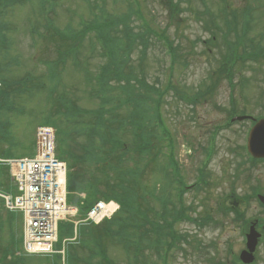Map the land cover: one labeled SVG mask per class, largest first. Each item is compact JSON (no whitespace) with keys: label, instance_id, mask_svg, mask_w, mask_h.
Here are the masks:
<instances>
[{"label":"rangeland","instance_id":"rangeland-1","mask_svg":"<svg viewBox=\"0 0 264 264\" xmlns=\"http://www.w3.org/2000/svg\"><path fill=\"white\" fill-rule=\"evenodd\" d=\"M226 2L232 10L226 8ZM175 3H179L180 11H172ZM0 29V78L10 82L11 89H23L22 92L14 90L16 94H10V103L0 108V155L27 154L33 146L36 126L56 120L63 131L57 154L61 153L70 176L83 178L84 182L77 186L88 189V176L96 175L104 159L98 162L97 155L89 162L79 160V163L76 159L91 148L98 151L101 145L98 133V137H90L86 131L88 124L93 126L95 117L84 114L65 126L60 124L61 117H53L50 112L55 104L72 106L76 111L81 107L99 106V100L90 95L85 78L95 80L99 68L112 57L117 61L116 68H121L119 56L125 52L129 60L120 73L128 80L140 82L133 84L135 94L132 95L136 99L149 94L152 99L159 98V104L154 109L137 111L134 117H143V120L134 122L140 125V131L135 129L131 134L129 128H123L125 125L118 128V122L126 123L130 118L126 114L130 105L117 111L113 106L117 103L122 106L121 98L111 94L114 98L111 107L118 119L110 113L105 131L118 128L116 136L120 145H124L118 155L111 154L112 159L123 163L120 169L124 165L142 167L138 175L140 188L144 192L153 191L143 196L145 207L161 209L160 193H167L175 205L180 201L183 217L176 219L172 232L185 234L186 240L171 249L167 264H235L230 257L245 247L244 235L250 221L260 218L264 226V206L253 195V189L264 195V160L252 161L246 157L244 146L250 121L225 124L232 113L245 112L264 118V0H17L0 10ZM56 31L70 37L56 35ZM81 34H84L82 38ZM237 34L244 47L247 46L246 51L257 54L258 59L246 61L239 57L232 42ZM116 37L120 42L110 43ZM212 38L215 41H204ZM100 40H107V44ZM143 46L147 47L145 55ZM169 46L176 53L174 63ZM228 52L244 62L240 66L235 58H230L226 70L231 68L233 74L229 78L225 73L223 80L211 71L218 68L220 58ZM62 53L71 63L75 58L77 67L67 62L61 72L54 71L58 67L51 71L49 62L52 65L58 61ZM31 79L38 80L35 84ZM39 79L42 81L38 84ZM28 86L30 90H25ZM90 88L95 90L97 85ZM161 91H164L162 96L156 93ZM120 92L126 96L125 90ZM201 93L203 97L199 96ZM149 110H153L151 114ZM156 121L160 124L157 127ZM145 138L149 146L139 156L130 146L137 139L145 142ZM102 149L106 150L107 146ZM170 159L176 162V176L172 168H166V160ZM115 170L119 172L118 168ZM175 180L182 183L179 188L182 185L186 188L178 195H175L178 189ZM8 183L7 171L0 168V192L12 190L11 182ZM72 194L78 197L81 193ZM135 206L139 209L137 203ZM144 213L149 219L157 212ZM144 213L134 214V219L128 222L147 220ZM241 214L243 219L238 217ZM125 215L126 212H117L100 226H86L79 230L76 239L70 237L74 233H67V238L58 245L64 248L66 264H152L156 261L148 253L134 250L137 240H130V234L137 238L141 228L138 231L129 222L128 232L121 236L124 239L117 235L122 227L121 217L127 219ZM13 216L20 227L21 215ZM13 221L0 200V264L48 262L43 256L16 258L15 247L9 244L19 236ZM15 226V230L10 229ZM16 245L17 249L21 246L20 242ZM10 250L14 253L10 254ZM93 252L97 253L94 257ZM3 254L5 260H1ZM67 254L72 257L69 262ZM257 257V264H264V240Z\"/></svg>","mask_w":264,"mask_h":264},{"label":"trees","instance_id":"trees-1","mask_svg":"<svg viewBox=\"0 0 264 264\" xmlns=\"http://www.w3.org/2000/svg\"><path fill=\"white\" fill-rule=\"evenodd\" d=\"M20 1H22V0H20ZM179 9H180L179 3H175L172 5V11L176 12V10H179ZM124 34H125L124 36L128 35L126 33H124ZM56 35H58V33H56ZM81 35H82L81 36V38H82L84 34H81ZM61 36L68 39L67 35H61ZM134 36L137 39V35H134ZM104 38H105V36H104ZM102 41H105V40H102ZM112 41L115 44H116V42H120V40L117 39V37L114 40L111 39L110 43H112ZM104 44H107V40L104 42ZM128 44H129V42H128ZM233 44L236 46V49H237L239 44L238 43H233ZM252 48L253 47H251V49ZM169 51L174 55L175 51L171 46H169ZM114 54H118V52L115 51ZM145 54H146V47L144 46V55ZM243 54L246 57L251 56V55L254 56L253 52L248 53L246 51V49L243 52ZM254 57H256V56H254ZM230 58L236 59V56L233 52H228L226 57L223 56L220 58L219 63H221V64L218 66L217 70L214 71V75H219V76L225 77V73H226V75H228V77H230V78L232 77L233 73H232L231 68H230V71L226 70V67H227L226 63H229ZM123 59H124V64H125L129 59V55L125 54ZM114 61H115V57H113L111 59V62L113 63L114 68L113 67L110 68L114 71V73L110 72L108 69H103V71L100 73L101 76L98 72L97 73L98 76L97 75L95 76V80L89 79L90 77H88L86 79V84H87L88 90H90V92H91L90 95H92L95 98V94H96V98H97V100H99L98 109L96 111H93V112L87 108H80L78 110V112L74 111V109H72L74 112H76V115L75 116L71 115L70 118L75 119L77 115L79 117V116H83L84 114H87L90 117H92L91 114H93V117H95V118H92L93 119L92 120L93 126H90V124H88V126L86 125L87 126L86 131L88 132L87 134L90 137H98V135H99L102 139V141H101V139L99 138L101 145L97 149L98 151H95L93 148H91L90 150L85 151L83 153V156L80 157V159L79 158L76 159L79 163H80L79 160L89 162V160H91V158L94 157V155H97L96 158H98V162L100 160L104 159V161H102V163H101L102 167L100 169H97L96 175L88 176V179L86 181V183L88 182V190H90V192L94 196L98 195V196L103 197V198H114V199L118 200L121 204V209L125 210L126 212H128L134 216V214L139 215V211H142V207H144L143 196H145L147 193L153 194V191L144 192L143 189L140 188L138 175L140 174V171L142 169L141 166H135L134 167L132 165V166H125L124 168L120 169V168H118L120 161L112 159L111 154L116 153L117 151H119V149H122L124 147L123 144L120 145L121 143L118 140V137L116 136V132L119 130L118 128L122 127L120 125L121 124L125 125L123 128H129L131 130V134H132V131H134L135 129H137L136 130L137 132L140 131V128H139L140 125H138L134 122L138 120L142 123L143 117L135 118L134 115L135 116L137 115V111L147 110L149 107L151 109H154L153 107L155 105H158L159 98H157V100L152 99L151 96L148 94V95H144L142 97H138L135 99L134 98L135 96L132 95V94H134L133 91L130 94L125 89L126 86H128L127 90L134 89L135 85H133V83H131L130 81L127 82L126 76L123 73H120L119 71L116 70L115 63H117V61H115V63H114ZM227 72H229V73H227ZM121 79L125 80L124 84H123V81ZM94 81L96 82L95 84H94ZM111 83H116V84L113 85ZM139 84L140 83H138V85ZM94 85H97V89H95V90L90 88V86L93 87ZM118 85L119 86L122 85L123 87L120 88V87H118ZM171 85H172V83L170 84V86ZM121 89L125 90L124 94H126V96H124L123 94H118V92H120ZM161 93L163 94L164 91H161ZM111 94H117L116 96L118 97V99L121 98L120 101L122 103V106L118 105V103L116 106H113V107L118 108L117 111H119L120 109H123L124 105L125 106L130 105L131 109H129L128 112L126 111L127 117H130V118L126 119V123L118 122V128L114 127V129L107 130V132H106L105 128L108 127V124L110 122V113H112L111 117L117 116V115L115 116L113 114V110H115V109L113 107H111L112 102L114 100V98H111ZM162 94H160V96ZM133 99H135V101H133ZM3 102L4 101H3V96H2L0 98V104H2ZM3 104H5V103H3ZM133 106L135 107V109ZM127 107H129V106H127ZM152 111L153 110H149L148 113H150ZM115 112H116V110H115ZM131 112H132V114H131ZM78 121H80V120H78ZM128 121H129L130 125L128 124ZM72 123H74V122L72 121V122L68 123L67 125H70ZM92 128H96L98 130V132H96ZM60 133L63 135V131L61 129H60ZM97 133H98V135H97ZM141 138H143V137H141ZM142 140L143 139H137V140H135L136 142L132 143V145L130 146V149L134 152H137V154L139 156H140V152H143V150L149 146V143L146 142V138H145V142H143ZM168 144H170V143L168 142ZM105 146H107V149L106 150L102 149V147L105 148ZM91 151H92V153H91ZM92 154H93V156H92ZM118 159H120V158L118 157ZM136 162H138V161H136ZM117 168L119 169V172H116L115 169H117ZM175 169H177V167H175ZM74 181H75V183L73 185L70 184L68 186V189H70V190L75 189V188L77 189V188H79V186H77V185H80L84 182L83 178L78 177V175L74 177ZM164 196H165V200L162 203V209H164V213L167 215H171L172 218L174 216L180 217L182 215L180 210H179V212L174 210L173 213H170V211L168 210V206L170 204V200L168 199V194L164 193ZM136 203L139 205V209H137V207L134 206V204H136ZM172 206H174V204ZM175 208H177V207L175 206ZM148 209L150 210V212H159L157 210H154V208H151V205H150V207H148ZM157 215H158V213H156L155 216H152V215H150V216H151V218H156ZM132 218L134 219V217H132ZM10 220H11V218H10ZM148 221H150V220L148 219ZM151 222H153V221H151ZM12 228L13 227H11L10 229H12Z\"/></svg>","mask_w":264,"mask_h":264},{"label":"bare ground","instance_id":"bare-ground-1","mask_svg":"<svg viewBox=\"0 0 264 264\" xmlns=\"http://www.w3.org/2000/svg\"><path fill=\"white\" fill-rule=\"evenodd\" d=\"M65 190L66 187L60 186L44 196L38 211L40 219L45 215L51 216L52 223L43 226L48 231L49 239L53 242L58 241V244L67 238V233H76L88 224L98 223L103 214L109 210V207L104 205L100 207L95 204L93 208L88 199L79 195L73 197L72 194L70 197H65Z\"/></svg>","mask_w":264,"mask_h":264},{"label":"water","instance_id":"water-1","mask_svg":"<svg viewBox=\"0 0 264 264\" xmlns=\"http://www.w3.org/2000/svg\"><path fill=\"white\" fill-rule=\"evenodd\" d=\"M247 150L254 158L264 157V120H259L251 128L247 138ZM258 233L254 231L251 226L249 233L247 234V252L254 250Z\"/></svg>","mask_w":264,"mask_h":264},{"label":"flooded vegetation","instance_id":"flooded-vegetation-1","mask_svg":"<svg viewBox=\"0 0 264 264\" xmlns=\"http://www.w3.org/2000/svg\"><path fill=\"white\" fill-rule=\"evenodd\" d=\"M257 254H258V252H256L254 260H253L251 263H248V264H256V261H257ZM237 264H244V263H242V262L239 260V261H237Z\"/></svg>","mask_w":264,"mask_h":264},{"label":"built area","instance_id":"built-area-1","mask_svg":"<svg viewBox=\"0 0 264 264\" xmlns=\"http://www.w3.org/2000/svg\"><path fill=\"white\" fill-rule=\"evenodd\" d=\"M31 187H32V186H30V188H31ZM50 221H51V219H49L46 223H42V222H40V225L43 226V224H44V225L49 224ZM47 236H48V234H47ZM48 237H49V236H48Z\"/></svg>","mask_w":264,"mask_h":264}]
</instances>
